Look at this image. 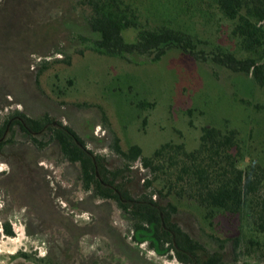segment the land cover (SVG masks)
Returning <instances> with one entry per match:
<instances>
[{"label":"rangeland","instance_id":"374dc122","mask_svg":"<svg viewBox=\"0 0 264 264\" xmlns=\"http://www.w3.org/2000/svg\"><path fill=\"white\" fill-rule=\"evenodd\" d=\"M74 1L0 0V120L20 110L34 117L48 114L71 126L112 170L122 164L114 149L117 138L123 149L138 145L143 156H151L168 142L196 148L202 127L237 129L249 148L264 151V87L251 75L218 65L210 55L200 61L179 49L156 61L97 53L82 39L92 33ZM131 1L151 25L194 27L196 22L195 32L206 42L200 48L207 53L214 44H234L224 22L214 34L213 24L204 26V14L190 18L183 7L190 0ZM126 38L134 40L135 33L128 31ZM16 141L21 149L9 144L0 156V264L41 259L46 264H134L112 240L119 235L130 242L132 235L117 204L84 192L80 166L63 159L57 145L36 149L29 140ZM131 168L127 184L140 193L141 161ZM180 202L176 217L184 228L209 250L223 246L232 263V236L216 229L214 235L195 204ZM7 223L14 236L5 233ZM132 248L136 264H182L174 253L161 255L147 243Z\"/></svg>","mask_w":264,"mask_h":264},{"label":"trees","instance_id":"16d2710c","mask_svg":"<svg viewBox=\"0 0 264 264\" xmlns=\"http://www.w3.org/2000/svg\"><path fill=\"white\" fill-rule=\"evenodd\" d=\"M190 2L183 3L187 14H192L190 18L197 12L204 14V26L213 24L214 34L221 31L218 25L224 22L228 35H223L234 44H214L207 53L200 48L206 42L195 32L196 22L194 27L184 22L151 25L142 21L131 0H75L74 8L82 10L92 33L91 38L82 39L97 53L122 58L141 55L154 61L171 49L200 61L210 55L214 63L251 75L264 87V0H196L198 7L194 4L193 10ZM128 31L135 33L134 40L126 38ZM83 53L80 50L79 54ZM18 138L29 140L36 149L57 145L63 159L80 166L84 192L95 201L117 204L132 235L130 242L116 234L112 240L134 264L139 257L133 244L143 243L161 255L172 257L174 253L182 264H264V151L249 148L237 129L202 127L196 148L189 150L184 142H168L151 156H143L138 145L123 149L117 138L114 149L122 164L113 170L71 126L53 121L48 114L34 117L20 110L0 120V156L9 144L21 149ZM137 160L143 168L140 193L128 186L125 176ZM183 201L197 206L214 235L217 230L232 236L228 244L235 255L232 263L226 260L223 246L209 250L184 228L176 217L181 211L177 202ZM4 228L8 236L15 235L10 224ZM19 256L30 258L22 252ZM36 263L46 264V259Z\"/></svg>","mask_w":264,"mask_h":264}]
</instances>
